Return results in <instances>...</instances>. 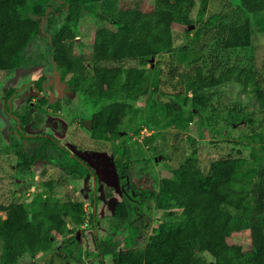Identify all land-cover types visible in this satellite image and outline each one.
Masks as SVG:
<instances>
[{
  "label": "trees",
  "instance_id": "obj_1",
  "mask_svg": "<svg viewBox=\"0 0 264 264\" xmlns=\"http://www.w3.org/2000/svg\"><path fill=\"white\" fill-rule=\"evenodd\" d=\"M239 1L245 14L264 13V0ZM157 3L172 4L175 8ZM184 3L187 7H182ZM207 4L208 0H153L149 5L144 0H0V71H30L34 66L43 69L33 83L38 91L37 101L33 106L26 103L22 112L11 113L15 125L10 135L20 164L29 168L43 160L77 178L90 175L94 184L87 198L94 206L93 192L100 184L89 162L70 156L66 146L53 141L43 130L49 119L48 108L56 113L60 107L59 101H51L47 95L48 78L54 74L49 70H60L63 88L81 93L84 104L92 107L89 134L93 139L111 142L109 155L121 176L123 163L132 159L129 145L121 137L124 119L136 114L135 102L151 97L150 92L154 96L165 95L160 87L159 69L121 63L150 60L172 49L176 35L173 27L187 39L191 19L200 30L214 26L211 40L223 52L250 47L256 32H264V19L244 17L240 23L229 24L223 14L205 17ZM87 25L91 37L86 42V56L81 35ZM200 51V47H181L176 52L177 64L185 68L198 65L194 74H187L182 81L184 89L182 83L173 88L172 95L180 109L176 108L177 103L158 100L156 113L151 115L155 124L185 130L188 121L183 120L182 113L199 111L204 119L211 106L207 103L209 92L228 74H244L259 108L264 109V91L253 78L252 69L233 66L217 71V67L203 64ZM189 87L191 93L187 94ZM15 90L10 87L5 92L6 111L7 100ZM139 133L137 127L129 136ZM159 135L156 131L147 135L146 140ZM209 169L208 173L202 172L199 157L193 152L184 156L178 166L165 170L157 188L147 193L161 211L162 220L146 244L138 248L129 234L122 241L107 234L97 242L100 255H109L114 264H264V167L257 159L250 161L237 155L211 161ZM104 189V196L111 197ZM35 190L54 193L48 181ZM113 215L120 224L127 219L123 201L116 202ZM84 221L81 200L34 199L29 205L0 203V264H13L23 256L47 254L58 239L64 240L65 245L73 243L74 227ZM90 222H94L92 214ZM239 231L246 233L249 246L231 241ZM76 261L81 262L79 256Z\"/></svg>",
  "mask_w": 264,
  "mask_h": 264
},
{
  "label": "rangeland",
  "instance_id": "obj_2",
  "mask_svg": "<svg viewBox=\"0 0 264 264\" xmlns=\"http://www.w3.org/2000/svg\"><path fill=\"white\" fill-rule=\"evenodd\" d=\"M144 1L148 5L153 3V0ZM158 4L164 8H175L172 4L157 3V6ZM182 7H187V3ZM217 14H223L224 21L229 24L240 23L244 17L264 19V13H243L239 0H208L205 17ZM84 27L81 38L85 41L83 44L87 56L89 49L86 42L91 37L90 25ZM188 29L189 36L184 39L179 29L173 27L176 32L175 45L161 55L150 60H127L121 63L127 67H156L160 71V87L165 92L163 96H154L150 92L151 97L144 98L141 103L135 102L138 107L136 114L124 119L121 137L129 145L132 159L123 163L124 174L121 176L112 161L113 157L109 155L111 142L91 138L89 130L82 125V120L90 118L92 107L84 104L81 93L61 92L58 83L60 70H55L57 75L54 79L49 78L51 90L56 88L55 91L58 92L53 99L57 96L60 101L59 111L51 116L60 118L64 122V129L57 134L50 126H46L45 131L70 151L84 153L81 157L89 160L88 164L100 184L97 192H93V197L96 198L94 206L87 198L94 184L90 175L77 178L64 168L52 166L43 160L36 161L29 168L20 164L10 135L15 122L4 108V95L7 88L16 89L7 100L10 111H22L30 96V102L34 104V90L25 92L29 89L27 83L41 76V68L35 67L31 73L26 68L0 71V203L22 202L29 205L34 199H72L83 201L84 212L87 211L84 223L74 227L73 235L76 238L73 243L65 245L64 240L58 239L51 252L34 258L23 256L15 259L13 264H114L109 255L101 256L97 247L98 240L105 238L107 234L121 241L124 235L129 234L134 246L143 247L152 230L162 220L161 211L155 208L154 201L147 196L148 191L157 188V182L165 170L178 166L184 156L193 152L199 157L203 173L209 172L211 161L237 155H243L250 161L257 159L264 167V109L259 108L257 96L244 74H228L225 81L209 92L207 103L211 106L207 108L204 119L199 111L182 113L183 120L188 121L185 130L153 122L151 115L156 113L158 100L177 103L172 95L173 88L182 83L187 74L193 75L198 65L195 63L185 68L175 62L176 52L181 47L187 50L200 47L203 64L215 66L217 71H226L233 66L252 69L255 72L253 78L264 91L263 31L256 32L252 46L223 52L211 40L214 26L200 30L191 19ZM45 69L49 70L50 67L45 66ZM49 71L54 72L53 69ZM180 86L181 89L185 88L184 83ZM186 86H189V82H186ZM190 93L189 87L187 94ZM175 106L180 109L178 103ZM137 127L140 131L147 128L143 135L129 136ZM156 131L161 135L153 140H146L149 133ZM135 157L140 158L135 160ZM47 181L53 185L52 195L35 190ZM104 188L111 197L104 196ZM117 201H123L128 212L127 219L121 224L113 215ZM91 214L94 215L93 223L90 222ZM231 241L249 246L244 231L234 233ZM78 256L81 260L79 263L76 261ZM198 256L203 257V254L198 253Z\"/></svg>",
  "mask_w": 264,
  "mask_h": 264
},
{
  "label": "flooded vegetation",
  "instance_id": "obj_3",
  "mask_svg": "<svg viewBox=\"0 0 264 264\" xmlns=\"http://www.w3.org/2000/svg\"><path fill=\"white\" fill-rule=\"evenodd\" d=\"M35 67H36V68H41V75H42V73H43V69H42V67H41V66H34L33 68H35ZM33 68H32V69H33ZM32 69L29 71L30 73H31ZM56 75H57V74H56V72H55V70H54V74L51 75L49 78L52 77V78H51V80H52V79H54V77H56ZM38 78H39V77H38ZM38 78H37V79H38ZM49 78H48V83H47V86H48V90H47L48 98H49V100H51V101H56V100L59 101L58 98H57V96H56V99H53V96H54L55 94H57L58 92L55 91L56 88H55V90H53V91L51 90L52 88L50 87V85H51L52 83L50 84V81H51V80L49 81ZM37 79L32 80V81H29V82L27 83V87H29V89H26V92H25V93H27L28 90L33 89V90H34V93H35V94H34L35 102L37 101V98H38V97L36 96L37 93H38V91H37V89L35 88V86H34L33 83H34V81H36ZM58 81H59L58 83L60 84L59 87H60V89H61V92L69 91V90H65V89L63 88V85H62V83L60 82V79H59ZM30 82H31V83H30ZM28 84H29V86H28ZM11 97H12V96H11ZM11 97H10V98H11ZM30 97H31V96H30ZM10 98H9V99H10ZM59 102H60V101H59ZM4 103H5V102H4ZM27 103H29L31 106L34 105V104H32L30 101H28ZM23 108H24V107H23ZM48 109L50 110V108H48ZM22 110H23V109H22ZM14 111H17V110H14ZM50 111H51V110H50ZM50 111H49V114H48V117H49V119H48V123L44 125L43 130H44V132H45L46 134L51 135L50 133H48L47 131H45V127H46V126H50L51 129H52V131H54V132L57 133V134H60V133H62V131H63V129H64V122L59 118V119L62 121V130H61L60 132H57L56 130H54L53 127H52V121H53L54 118H58V117H53V116H51V114H55V113H51ZM58 111H59V110H58ZM58 111H57V112H58ZM7 112L10 114V116L12 115L11 113H13V111H10L9 109H8ZM20 112H22V111H20ZM57 112H56V113H57ZM12 116H14V115H12ZM88 119H91V117L88 118ZM84 120H87V119H84ZM84 120H82V121H84ZM82 121H81V122H82ZM91 124H92V120H91ZM82 125H83V124H82ZM83 126H84V125H83ZM84 127H85V126H84ZM24 129H26V128H24ZM90 129H91V128H90ZM90 129H88V130H90ZM51 137H52L53 141H58L55 137H53V135H51ZM60 145L63 146L62 143H60ZM68 150H69V149H68ZM69 151H70V150H69ZM85 153H87V152H85ZM74 155H76L77 157H79V158L82 159L83 157H81V156L84 155V153H82V152L79 153V151H77V150H75V151H73V152L70 151V156H74ZM83 159H84L85 161H88V162H89V160H86L85 158H83ZM93 159H94V158H93ZM112 159H113V158H112ZM27 184L29 185V183H27Z\"/></svg>",
  "mask_w": 264,
  "mask_h": 264
},
{
  "label": "water",
  "instance_id": "obj_4",
  "mask_svg": "<svg viewBox=\"0 0 264 264\" xmlns=\"http://www.w3.org/2000/svg\"><path fill=\"white\" fill-rule=\"evenodd\" d=\"M82 124L87 129H90L91 128V119H87V120L82 121ZM52 127L57 132H60L62 130V121L59 118H54L53 121H52Z\"/></svg>",
  "mask_w": 264,
  "mask_h": 264
},
{
  "label": "built area",
  "instance_id": "obj_5",
  "mask_svg": "<svg viewBox=\"0 0 264 264\" xmlns=\"http://www.w3.org/2000/svg\"><path fill=\"white\" fill-rule=\"evenodd\" d=\"M145 131H146V127H144V128L140 131L139 134H140V135H143V132H145ZM146 133H147V132H146ZM149 134H151V133H149ZM149 134H148V135H149ZM145 136H146V135H145ZM86 212H87V211H85V213H86Z\"/></svg>",
  "mask_w": 264,
  "mask_h": 264
}]
</instances>
